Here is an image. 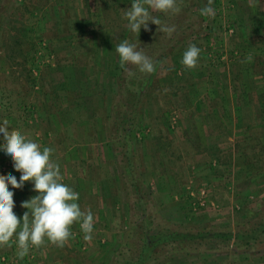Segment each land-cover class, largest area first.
Wrapping results in <instances>:
<instances>
[{"label": "rangeland", "instance_id": "1", "mask_svg": "<svg viewBox=\"0 0 264 264\" xmlns=\"http://www.w3.org/2000/svg\"><path fill=\"white\" fill-rule=\"evenodd\" d=\"M132 2L0 0V124L53 148L62 182L94 216L90 241L77 223L64 247H33L23 259L15 244L0 247V264H130L148 218L151 233L250 232L264 222V0H213L214 18L199 0L188 36L156 60L138 105L120 83L134 65L122 69L115 51L152 27L131 32ZM190 44L201 49L194 69L181 63ZM8 174L19 182L0 148ZM33 189L9 185L21 221ZM257 237L248 246L199 238L163 264H264V232ZM164 248L162 260L174 251Z\"/></svg>", "mask_w": 264, "mask_h": 264}, {"label": "clouds", "instance_id": "2", "mask_svg": "<svg viewBox=\"0 0 264 264\" xmlns=\"http://www.w3.org/2000/svg\"><path fill=\"white\" fill-rule=\"evenodd\" d=\"M212 3L213 0H208V5L201 9V15L214 18ZM149 9L161 13L179 11L176 0H133L131 8L125 11L131 32L139 35L142 27L148 28L149 21L161 25L160 19L152 16ZM159 30L171 34L175 28L161 26ZM115 51L120 67L126 71H129L128 65H134L139 72L146 74L156 70L152 59L136 43L124 39L115 46ZM200 53L199 47L190 44L183 53L181 63L187 69H194ZM132 74L129 71V75ZM0 134L3 139L0 148L12 158L15 170L21 173L19 182L11 174L0 175V247L15 244L19 259L27 256L33 247L51 244L62 248L73 237L71 229L77 223L84 234L83 239L90 241L94 216L90 210H81L77 203L79 194L62 182L59 164L52 159L54 149L47 146L41 149L40 144L28 139L19 130H9L7 119L0 124ZM28 181L33 182V190L38 195L22 202L21 207L28 211L21 221L13 211L14 193L9 190V185L19 189Z\"/></svg>", "mask_w": 264, "mask_h": 264}, {"label": "trees", "instance_id": "3", "mask_svg": "<svg viewBox=\"0 0 264 264\" xmlns=\"http://www.w3.org/2000/svg\"><path fill=\"white\" fill-rule=\"evenodd\" d=\"M176 3L179 7V11L177 12L161 13L155 11V17L160 19L161 25L157 26L152 23V27L149 29V32L144 34L137 41L138 47L143 48L140 46L142 45L141 43H143V41L140 40H142L144 37L147 38L143 50L154 63H156V60L159 58H162L166 54L174 51L175 43H178L181 38H186L188 36L189 28H192L190 27V23L192 21L193 15L197 13L196 8L199 6V0H176ZM161 26H174L175 31L171 34L160 31L159 29ZM131 72L133 74H128V77L126 76L123 78L121 76L120 83L125 85L123 94H125V96L128 94L132 95V98H134V100L137 102L136 105H138L141 102L145 90L150 88L152 83H154V73H141L136 68V66H133ZM122 103L123 102H121L120 105ZM115 118L118 119L119 116H115ZM125 137L127 138H125V141L129 145V130L125 132ZM126 155L128 157L130 156V150L128 148L126 149ZM144 223L145 224L143 226L141 224L138 225L140 231H136L135 235V237L138 236L139 238L137 247L138 251L133 256V258H131L130 264H156L157 262L158 264L168 263L175 256V252H178V254L190 252V249H193L191 248V245L199 238L207 240L219 239L222 241L234 239L233 241L235 244L248 246L251 243L254 244L256 240H258L257 236L259 233L264 232V222L253 228L250 232H245L242 229L237 231H233L231 229L219 231L202 229L194 232L189 229L169 230L163 228L158 229L153 233H151L153 226H151V223H149V218L147 221H144ZM132 237L133 235L129 234L128 239ZM131 240L132 239L126 240L127 246L136 247V242H131ZM167 246H169L167 250L173 249L174 251H172L170 255L168 254L169 257L167 259L162 260L163 258L161 257L162 254L160 256V251L162 253L163 250L166 249L164 247ZM161 247L163 248L161 249Z\"/></svg>", "mask_w": 264, "mask_h": 264}, {"label": "crops", "instance_id": "4", "mask_svg": "<svg viewBox=\"0 0 264 264\" xmlns=\"http://www.w3.org/2000/svg\"><path fill=\"white\" fill-rule=\"evenodd\" d=\"M58 143V142H57ZM63 145H65V143H63ZM75 144H73V146H74ZM67 153H65V155H66ZM63 156H61V158H62ZM66 157H68V155L66 156Z\"/></svg>", "mask_w": 264, "mask_h": 264}]
</instances>
